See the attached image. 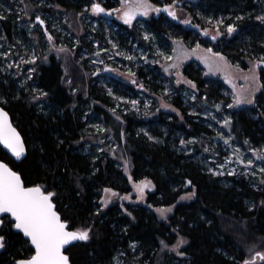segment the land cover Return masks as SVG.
<instances>
[{"label": "trees", "instance_id": "trees-1", "mask_svg": "<svg viewBox=\"0 0 264 264\" xmlns=\"http://www.w3.org/2000/svg\"><path fill=\"white\" fill-rule=\"evenodd\" d=\"M45 1L42 12L46 19L62 15L56 8L77 18L86 14L94 2L106 9H118V0ZM32 3L37 4L35 0ZM151 3L164 9L174 0ZM175 7L181 11L180 20L161 13L143 21L145 30L157 38L180 40L190 47L199 44L244 71L264 56V21L256 19L264 15V0H175ZM211 18L224 21L219 26L221 37L215 40L214 35H205V30L216 32ZM186 20L189 23H184ZM113 23L122 40L125 37L145 43L139 22L132 27L116 20ZM228 24L236 26L231 34L227 32ZM46 32L39 30L40 42ZM17 34L16 17L0 16V35L5 41H17ZM95 40L107 42L103 27L91 40L80 39L75 60L62 62L55 55L43 60L42 56L32 83L48 95L38 100L32 99L38 96L32 84H20L6 75L0 61V97L7 100L0 105L10 114L27 147V156L20 163L1 148L0 159L20 171L26 183H40L54 191L58 210L75 227L92 226L88 241H80L67 250L71 264H114L117 259L123 264H243L256 252H264V184L245 176L223 180L211 171L207 160L216 151V133L202 118V111L198 115L190 112L182 98L183 88L170 81L174 92L164 94L159 75L152 71L135 68L144 88L164 97L181 115L160 112L147 121L133 111L121 114L122 120L115 121L110 109L116 101L91 75L88 60H80L85 48L93 54ZM38 48L43 50L41 45ZM183 74L196 85L198 104L229 105L223 83L205 78L195 63L185 65ZM259 76L264 85V65L259 66ZM118 84L127 88V96L130 92L137 95L132 85ZM255 101L250 109L232 112L225 131L235 144L264 150V87ZM90 110L97 120L108 125L116 143L122 145L126 141L133 181L147 178L155 187L148 194L146 206H126L131 215L120 203L107 209L101 207L103 189L112 188L125 196L132 193V186L115 159L99 155L95 146L86 150L88 141L98 143L89 140L92 132L86 117H91L87 114ZM181 140L185 143L181 144ZM192 191L195 195L191 201L179 203L182 196ZM171 206L175 209L166 221L152 210ZM0 234L6 236V247L0 249V264H14V260L31 254L32 247L16 230L5 228ZM180 237L187 241L181 250L183 256L169 251ZM161 240L168 248L162 250ZM254 264H264V260Z\"/></svg>", "mask_w": 264, "mask_h": 264}, {"label": "rangeland", "instance_id": "rangeland-1", "mask_svg": "<svg viewBox=\"0 0 264 264\" xmlns=\"http://www.w3.org/2000/svg\"><path fill=\"white\" fill-rule=\"evenodd\" d=\"M32 1L33 0H9L8 2V0H0V14L15 16L18 26L17 41H5L3 36L0 35V61L6 75L11 76L13 80L20 82V84L31 83L32 87H34V91L39 95L41 91L36 88L35 83H32V78L42 56L43 60H46L51 55H55L62 62L66 59L75 60L77 57L76 51L81 46L80 39L88 38L91 40L95 36V33L100 31L103 27L106 32L107 42L101 44L99 41L95 40L93 42V54H90L85 48L83 53H81L82 59L80 60H88V64L91 68V75L98 78L100 84L107 88L108 93L116 101L115 107L110 109V113L114 116L115 121L117 117H119L118 120H122L121 114H127L133 111L147 121L157 116L160 112L172 113L178 116L181 115L180 111L174 108L164 97L152 94L146 90L144 86L140 87L143 83L137 78L135 68H144L146 72L152 71L154 75H159L160 79L158 83L162 85L164 94L174 92L173 87H171V82L177 88H183L181 92L182 98L186 106L190 109V112L198 115L199 112L202 111V113L200 112L202 118L206 120L207 124L216 133V138L213 141L216 151L211 154V157L207 160V164H209L208 167L211 171L216 176L223 178V180L231 176H245L252 177L258 180L260 184H264V172L260 171L261 168H264V159L258 158L264 156V150H256L249 145L240 146L233 143L231 137L226 133L223 123L226 119L230 120L232 112L241 109H250L256 105V101L253 104L244 103L235 105L233 97L237 91L247 90V94L254 96V100L256 99V96L262 90L259 68L256 69L258 79H245V77H250L252 75L249 69H251L253 65H251L248 70L244 71L232 66L226 58L221 60L220 57H213L212 53H215L214 51L209 53L206 48L200 45L199 48H197V46L190 47L180 40H165L155 37L151 32L145 30L143 21L159 16L162 13L161 11H151L147 16L142 13H137L130 24L125 23L124 19L121 18L124 9L121 6L120 0H118V9H121L120 13H93L90 8L86 14L74 18L62 9L56 8L62 12V15L60 17L49 16V18L46 19L47 17L42 12V9L45 8L47 2L45 0H35L37 4L34 6ZM11 3L14 4V7ZM130 3L134 4L135 0H130ZM173 10L177 14L176 17L169 15L168 12L166 13L172 19L180 20L182 16L181 11L176 7H174ZM36 16H40L46 24V33L48 34H46L43 40L44 42L39 41L38 32L41 26L36 25ZM113 20L128 27H132L135 23L139 22L140 25H138L141 26L145 43L141 45L140 41L134 42L125 37L124 40H122L118 34L119 29L113 23ZM211 20L216 26V22L221 20V18H211ZM208 33L216 35L217 38L221 37V35H217L214 31H208ZM49 36H51V40H49ZM58 40H60L61 43H58ZM71 43L74 45L73 47L68 45ZM38 45L43 47L42 51L38 48ZM180 49H182V51H180ZM193 49H195V51H193ZM128 57H131V59ZM165 57H172V59H166ZM177 57H179V59H177ZM206 57L211 58L215 64H219V67H215L214 64V69L210 71L208 63L205 61ZM189 63H195L197 67L201 69L205 78L221 81L224 85L223 93L229 98V104H233V107L229 108L227 107L228 105L222 107L220 105V108L217 109L215 107L217 104H198V91L196 85L193 87V83H189L190 80L183 74L184 66ZM172 64H176L177 67H169V65ZM165 68H168V70L165 71ZM33 69L34 71H32ZM178 80L180 81L179 83H177ZM133 81L136 82L133 83ZM120 82L132 85L137 95H135L134 92H130L127 96L125 94L127 88L118 84ZM193 96H195V99H193ZM42 97L43 96H39V99ZM133 101L136 103L133 104ZM165 104L170 105V107H164L163 105ZM113 109H115V112L112 111ZM92 113L91 110L88 111L87 114L88 116L91 114V117L89 119L86 117L88 129L92 132L89 140L92 139L98 143L93 145L88 141L86 150L90 151L91 147L95 146L99 155H107L115 159L118 165L123 168L132 186V193H130L132 197L131 200L123 199L124 196H115L112 197L108 206L103 207V209H107L115 203H120L124 211L128 205L146 206L148 194L154 192L155 187L150 186L146 188L144 198L142 200L137 199L138 194L134 188L136 182L132 179V162L129 151L125 147L126 141H124L122 145L116 143L108 125L103 120H97ZM213 117H215V119H213ZM218 133H222L223 136L218 135ZM97 136L99 137L98 140ZM225 138H230L228 144H225ZM234 152L236 153L235 155H233ZM237 156H240L245 161L251 159L253 160V164L251 166L246 163L241 164L236 159ZM221 165H223V167H221ZM104 196L105 193H103V197ZM193 197L194 196L190 199H180L179 203L189 202ZM100 203L102 205V200ZM171 207L172 211L166 213L164 217L156 211L157 208H152V210L161 220L166 221L174 212L175 206ZM125 213L128 212L125 211ZM186 245L187 242L181 245L178 251H181ZM169 251L178 255V252L172 250V247L169 248ZM256 260L258 262L262 261L259 258H255V261ZM114 264L123 263L121 259H117Z\"/></svg>", "mask_w": 264, "mask_h": 264}, {"label": "snow or ice", "instance_id": "snow-or-ice-1", "mask_svg": "<svg viewBox=\"0 0 264 264\" xmlns=\"http://www.w3.org/2000/svg\"><path fill=\"white\" fill-rule=\"evenodd\" d=\"M121 6L124 9L122 17L125 23H131L135 18L137 13H142L147 16L149 12L156 11L159 12L161 9L156 5L151 3V0H135V3H130V0H120ZM164 10L169 13V15L176 17V12L173 10L175 7V0L173 4H166L163 6ZM91 11L93 13H109L112 12L120 13L121 9H106L102 6L100 2H94L91 4ZM240 19V17H237ZM257 20L264 21V15L256 17ZM36 20L39 21L41 25L45 23L40 16H36ZM184 23H189V21H184ZM223 19L216 22V32L220 35L219 26L223 24ZM197 27H199L197 25ZM227 32L231 34L236 30L234 24H228ZM208 31L205 30V35H208ZM147 38V36H146ZM212 39H216V35L212 36ZM51 40V36H49ZM197 44V48H199ZM176 51V50H174ZM182 51V49H180ZM195 51V49H193ZM209 53L212 52L211 49H207ZM6 55V54H5ZM213 57H220L221 60L225 58L220 55V53H212ZM131 59V57H128ZM166 59H172V57H165ZM179 59V57H177ZM206 63H208L209 70L214 69L215 62L211 58H205ZM260 65H264V56L259 57L254 63L249 72L252 74L250 77H245V79H258L256 75V69ZM169 67H177L176 64L169 65ZM215 67H219V64H215ZM168 68H165L167 71ZM34 71V69L32 70ZM134 75V74H133ZM136 81H133L135 83ZM180 81L178 80L177 83ZM70 83V81H69ZM189 83H192L189 81ZM195 87V84H192ZM140 87H143L141 84ZM264 87V85H261ZM258 90V89H257ZM46 92L41 91L38 96H33V100H38L39 96H47ZM195 99V96H193ZM235 105L239 104H253L255 102L254 96L247 94V90H239L235 93L233 97ZM7 100L0 97V104H6ZM133 104L136 102L133 101ZM164 107H170V105H163ZM217 109L220 105H215ZM227 107H233V104H229ZM115 112V109L112 110ZM119 119V117H117ZM215 119V117H213ZM224 125L230 126V120H224ZM218 135L223 136L222 133ZM150 139H155V137H150ZM230 138H225V144L229 143ZM185 142L181 140V144ZM0 144L4 145L12 155L19 160L26 153L25 142L21 136V133L13 125L9 113L0 107ZM207 151V149H206ZM236 153L234 152L233 155ZM264 159V156L258 157ZM236 159L241 164H247L251 166L253 160L248 159L245 161L240 156ZM127 163V162H126ZM223 167V165H221ZM264 172V168L260 169ZM220 174V173H217ZM188 185L192 184L191 180L187 181ZM153 186L150 180H141L134 185L135 191L138 196L137 199H143L145 195V189ZM105 196L102 198L101 207H107L111 202L112 197L119 196V193L112 188L103 189ZM195 195V191L186 193L181 199H190ZM56 193L54 191H49L47 186L40 183H26L25 179L22 177L20 171L14 170L9 163L0 159V233H3L5 228L10 231L18 230V233H23L24 237L27 238V242L32 247V252L26 258L14 260V264H71L69 255L67 254V247L70 246L73 241H88L90 239V233L92 232V226L88 227H75L70 219L62 215V212L58 210L57 204L54 202ZM131 194L123 197V199L131 200ZM100 209H97L99 213ZM127 211V209H125ZM157 212L161 214L162 217L166 213L172 211V207L157 208ZM128 215H131L129 212ZM187 241L181 237L175 245L172 246V250L177 251L178 255H185L184 252L178 251L181 245L185 244ZM163 248H168V244L163 240L160 241ZM6 247V236L0 234V249ZM255 258L264 260V252H256L255 257L251 260H244L243 264H254Z\"/></svg>", "mask_w": 264, "mask_h": 264}, {"label": "water", "instance_id": "water-1", "mask_svg": "<svg viewBox=\"0 0 264 264\" xmlns=\"http://www.w3.org/2000/svg\"><path fill=\"white\" fill-rule=\"evenodd\" d=\"M182 5V3L180 4V6ZM162 13H166L167 11H165L164 9H161L160 10ZM36 25H39V26H41V28L46 32L47 31V29H46V24L44 23L43 25H41L40 23H39V21H37L36 20ZM0 107H2L1 105H0ZM9 117H10V119H11V121H12V123H13V125H14V122H13V120H12V118H11V116H10V114H9ZM15 126V125H14ZM16 127V126H15ZM18 130V129H17ZM19 131V130H18ZM22 136V135H21ZM22 138H23V136H22ZM24 140V139H23ZM25 142V141H24ZM25 147H26V144H25ZM0 148L11 158V159H13L16 163H20V162H22L25 158H26V156H27V147H26V153H25V155L23 156V157H21L19 160H17L13 155H12V153L10 152V150H8L4 145H2V144H0ZM16 232H18V230H16ZM19 234H21L23 237H24V235H23V233H19ZM25 238V240L27 241V238L26 237H24ZM80 241H73V242H71V244H70V246H66L67 247V250L71 247V246H73V245H75V244H77V243H79Z\"/></svg>", "mask_w": 264, "mask_h": 264}]
</instances>
